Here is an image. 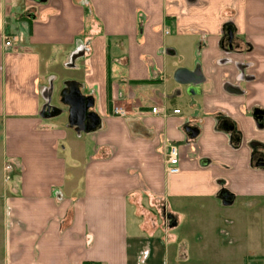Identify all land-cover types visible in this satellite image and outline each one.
<instances>
[{
  "label": "crops",
  "instance_id": "crops-1",
  "mask_svg": "<svg viewBox=\"0 0 264 264\" xmlns=\"http://www.w3.org/2000/svg\"><path fill=\"white\" fill-rule=\"evenodd\" d=\"M74 91L95 130L70 124ZM260 160L264 0H0V264L164 261L168 222L144 220L184 200L235 210L228 245L255 239Z\"/></svg>",
  "mask_w": 264,
  "mask_h": 264
},
{
  "label": "rangeland",
  "instance_id": "rangeland-1",
  "mask_svg": "<svg viewBox=\"0 0 264 264\" xmlns=\"http://www.w3.org/2000/svg\"><path fill=\"white\" fill-rule=\"evenodd\" d=\"M196 201L184 200L178 204L184 208L180 211L181 218L179 215L168 216L166 210L162 211L156 206L148 212L147 219L144 220L145 230L159 232L165 226H162L164 221L168 222L166 229H170L167 234L169 250L164 261L163 258L156 257L154 264H264V259L260 260L247 255L252 247L264 252L263 225L255 229L257 231V236L254 235L255 239L245 242L234 240L235 245H228L225 241L231 238L226 233H231L230 237L234 238L238 235L236 237L238 239L242 236L241 232L236 233L237 224L231 227L223 221L225 216L236 220L235 210L228 211L227 214L225 211L218 212L213 208L201 210L197 207ZM247 219H253V212L249 211ZM260 219L264 220V214ZM175 237L177 241L174 242ZM145 256L144 260L147 263L150 253L147 252Z\"/></svg>",
  "mask_w": 264,
  "mask_h": 264
},
{
  "label": "water",
  "instance_id": "water-1",
  "mask_svg": "<svg viewBox=\"0 0 264 264\" xmlns=\"http://www.w3.org/2000/svg\"><path fill=\"white\" fill-rule=\"evenodd\" d=\"M175 81L182 86L199 85L203 82V77L187 69H179L174 75ZM66 102L70 106L69 122L71 125L95 130L97 117L88 113L93 105L92 99H85L78 92L74 91L66 97Z\"/></svg>",
  "mask_w": 264,
  "mask_h": 264
},
{
  "label": "built area",
  "instance_id": "built-area-1",
  "mask_svg": "<svg viewBox=\"0 0 264 264\" xmlns=\"http://www.w3.org/2000/svg\"><path fill=\"white\" fill-rule=\"evenodd\" d=\"M6 46L10 47L11 46V42L8 41L6 43ZM152 112L154 114H157L158 110L157 109H153ZM174 113L175 114H179L180 111H175ZM115 114L119 115V116H125L126 113L124 111L120 110V109H116L115 110ZM5 170H6V172H10L11 171V167L10 166H6ZM167 172L170 175H177V174L180 173L178 149L175 146H172L171 149H170V152H169V156H168V159H167Z\"/></svg>",
  "mask_w": 264,
  "mask_h": 264
},
{
  "label": "flooded vegetation",
  "instance_id": "flooded-vegetation-1",
  "mask_svg": "<svg viewBox=\"0 0 264 264\" xmlns=\"http://www.w3.org/2000/svg\"><path fill=\"white\" fill-rule=\"evenodd\" d=\"M258 167L263 168L264 167V161L260 160L258 162Z\"/></svg>",
  "mask_w": 264,
  "mask_h": 264
},
{
  "label": "trees",
  "instance_id": "trees-1",
  "mask_svg": "<svg viewBox=\"0 0 264 264\" xmlns=\"http://www.w3.org/2000/svg\"><path fill=\"white\" fill-rule=\"evenodd\" d=\"M86 264H88V263H86ZM90 264V263H89Z\"/></svg>",
  "mask_w": 264,
  "mask_h": 264
}]
</instances>
